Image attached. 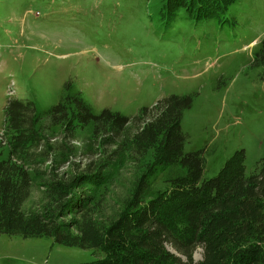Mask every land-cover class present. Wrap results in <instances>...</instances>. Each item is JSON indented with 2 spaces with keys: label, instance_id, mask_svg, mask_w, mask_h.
<instances>
[{
  "label": "rangeland",
  "instance_id": "374dc122",
  "mask_svg": "<svg viewBox=\"0 0 264 264\" xmlns=\"http://www.w3.org/2000/svg\"><path fill=\"white\" fill-rule=\"evenodd\" d=\"M164 1L0 0V155L7 158L9 151L4 118L10 100L32 103L43 115L80 97L96 115L110 110L134 118L171 96H191L182 120L184 151L202 153L203 180L216 178L240 151L247 176L258 174L264 161V0H234L228 12L200 21L184 9L170 15ZM83 148L72 163L88 162ZM28 164L33 175L51 167ZM138 169L132 158L109 190L110 216L128 198ZM68 170L62 166L57 174ZM166 178L156 187L166 188ZM38 182L23 207L27 214L44 206ZM103 256L49 237L0 235V264H92ZM194 259H203V248Z\"/></svg>",
  "mask_w": 264,
  "mask_h": 264
},
{
  "label": "trees",
  "instance_id": "16d2710c",
  "mask_svg": "<svg viewBox=\"0 0 264 264\" xmlns=\"http://www.w3.org/2000/svg\"><path fill=\"white\" fill-rule=\"evenodd\" d=\"M233 1L165 0L163 9L212 20ZM192 106L191 96H171L129 118L110 110L96 115L80 97L43 115L32 103L10 100L4 118L9 151L0 155V235L49 237L104 255L92 264H264V161L258 174L247 176L240 151L216 178L203 180L202 153L184 151L182 120ZM57 136L60 143H49ZM78 141L85 165L71 162L82 149L73 145ZM132 158L138 176L110 216L107 194ZM31 162L51 167L33 175ZM162 176L167 187L159 189ZM37 182L44 206L27 214L23 207ZM199 247L203 259L195 261Z\"/></svg>",
  "mask_w": 264,
  "mask_h": 264
}]
</instances>
